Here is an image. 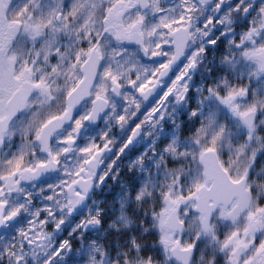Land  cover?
Listing matches in <instances>:
<instances>
[{
    "label": "clouds",
    "instance_id": "obj_1",
    "mask_svg": "<svg viewBox=\"0 0 264 264\" xmlns=\"http://www.w3.org/2000/svg\"><path fill=\"white\" fill-rule=\"evenodd\" d=\"M211 2L202 0L200 16ZM122 6L119 0H76L67 15L74 17L78 51L84 54L78 63L61 59L54 65L47 73L49 86L34 90L28 106L12 118L8 136L26 165L49 162L23 179L61 175L13 205L15 218L32 219L17 230L16 244L0 253V261L10 253L6 264H16L17 257L24 264L28 258L31 264H167L163 253L134 247L127 238L158 230L160 209L166 206L160 193L174 176L187 185L202 171L198 157L206 142L201 136L197 143L194 129L210 111L228 127L221 114L231 111L220 96L240 87L253 96L264 93V70L245 55L264 49L261 32L252 30L255 39L245 33L241 48L234 37L221 41L217 25L197 26L196 17L191 30L176 35L152 31L131 12L122 18L127 27L116 28L114 17ZM223 19L231 34L229 16ZM96 124L99 131L82 139L83 130ZM25 240L33 246L30 251Z\"/></svg>",
    "mask_w": 264,
    "mask_h": 264
},
{
    "label": "flooded vegetation",
    "instance_id": "obj_2",
    "mask_svg": "<svg viewBox=\"0 0 264 264\" xmlns=\"http://www.w3.org/2000/svg\"><path fill=\"white\" fill-rule=\"evenodd\" d=\"M81 2L83 3L84 0H81ZM75 3L76 0H0V117L3 118L2 120L7 117L10 107L15 105L14 107L17 108L18 112V107L23 109L25 105L28 106L29 97L34 94V90L43 91L49 86L51 82L47 77V73L51 72L52 67L59 64L61 59H63L64 64L78 63L80 56L84 54L78 51L81 45L77 44V33L74 31L75 24L73 23L74 17L67 15L68 12L72 11ZM119 3L123 5L119 8V11L116 12V9H113V12H116L114 17L116 28L127 27L123 25L122 18L131 12L138 14L139 19L144 18L140 19L141 25L147 23L152 31L162 30L173 35L191 30L194 17L198 18L197 26H202L208 17L219 19L228 15V23L233 31L231 34L221 36V41H225L228 38H235L236 35L243 37L245 33L249 35L250 39H255L251 33L244 29L245 24H248L250 28L254 26L257 19L254 15L255 9H253V15L250 17L243 11V8L249 4L264 5V0H243V3L241 0H223L222 10L217 8L218 0H212L211 3L203 5L204 16H200L202 0H189V3L198 9L194 12L186 10L184 0H119ZM237 5L240 6V11L235 10ZM160 8L163 11H160ZM165 23L170 27H165ZM260 23H264V20ZM177 24H179V27L176 26ZM217 29L221 31L222 27L217 25ZM141 30L143 31V28ZM218 32L216 31V35H218ZM257 32L260 33L259 30ZM84 46L86 47V44ZM252 53H255L253 57L258 62L264 60V51L261 49L254 50ZM82 87L83 83L77 85V88ZM49 91H51L50 88ZM21 92L23 94L17 100L15 97ZM69 99H71V96ZM221 119L226 120L228 125L221 152L219 155L214 152L203 153L200 157V165L202 163L201 158L204 155L214 154L222 169L223 162L231 156V153H229V141H231V137L229 138V135H231L229 124L237 119L227 109H224ZM11 121L12 119L7 125L10 130L13 127ZM237 122L239 123L238 120ZM98 131L99 124L96 126L90 125L83 130L81 138L91 137ZM37 154L39 155V153ZM19 155L16 142L10 141L9 136H6L3 143H0V202H2L0 203V209L2 218L6 220V229L3 234L17 232L19 228L27 224L28 220L32 219L27 217L25 223L21 221L24 219L23 216L8 220L7 214L13 210V205L23 203L27 199L28 192L35 193L39 187L54 183L61 175L58 172H47L38 180H25L23 179L25 175L33 173L29 170L32 167L31 164L26 165V161H24L17 170L15 165H8L7 163L8 160ZM206 161H209L208 156ZM67 162L71 163V160L69 159ZM58 167L60 166L58 165ZM262 169H264V164L256 169L258 175H253V184L264 180ZM200 174L201 172L197 171L195 178H199ZM64 177L67 178L66 172ZM33 184L36 185L35 188ZM206 186L211 187V185ZM21 189H24V191H21ZM256 192L258 196L264 197V186L257 188ZM50 193L51 189H49ZM252 199L251 195L250 201ZM39 200L40 197L37 196L34 203L39 202ZM165 205L167 206L160 209L162 228L171 211L177 212L178 219L184 218L187 220L190 217L193 219L192 215L182 216L183 212L192 211L186 203L183 207L179 204H169L170 206H168L165 203ZM239 220L240 223H243L242 216ZM225 221V233L235 229L236 223H231L229 219H225ZM188 229V226L185 227L183 239L186 237ZM149 231H151V235L146 232L145 239H138V233H133L127 238V242L131 244L134 241L145 245L147 251H155L157 255L163 253L165 258L164 247L159 242L161 238L151 229ZM157 233L160 234V232ZM164 233L171 234L166 231ZM202 234L198 243L208 241L207 237L210 234L205 235L203 238ZM140 235L142 236L143 233H140ZM176 235L181 237L179 233ZM152 245H155V247H152ZM246 250L245 246H237L235 251L239 254ZM222 255L223 253L217 245L199 244L197 254L193 258V264H213L214 258ZM259 264H264V256L261 257Z\"/></svg>",
    "mask_w": 264,
    "mask_h": 264
},
{
    "label": "snow or ice",
    "instance_id": "obj_3",
    "mask_svg": "<svg viewBox=\"0 0 264 264\" xmlns=\"http://www.w3.org/2000/svg\"><path fill=\"white\" fill-rule=\"evenodd\" d=\"M184 5L188 12L198 10L189 3V0H184ZM222 5L223 0H218L217 8L222 10ZM253 9H255L254 15L257 18L256 22L251 28L248 24H245L244 29L249 33H252V30H259L261 34H264V23H260V21L264 20V5H245L243 11L251 17L253 15ZM159 10L163 11L162 8ZM235 10L240 11V6L237 5ZM140 19L142 20L144 18ZM208 25L221 26L222 30L218 32V35H221V32L223 35L229 34L223 28L225 25L223 17L219 19L217 17H208L203 26ZM164 26L170 27L167 23ZM176 26L179 27V24ZM234 39L236 44L241 48L246 47V45L240 44L242 40L240 35H236ZM212 43H216V41L214 40ZM261 50L264 51V49ZM245 55L253 56L255 53H245ZM260 67L264 70V60L260 61ZM220 100L239 121V127L247 131L241 137L239 144L235 146H232L231 143L229 144L231 156L227 161L223 162L222 170L218 169L215 175L210 176L204 171L203 165L201 164V174L199 178L193 179V185L188 189L187 193L183 191V177L177 178L175 176L173 177L174 182L168 188L161 191L160 199L163 201H168L173 205L179 204L181 207L186 203L192 211L183 212L182 216L192 215V223L199 225L195 238L187 242L183 240L182 236L177 237L175 232H172L170 235L165 234L161 237L159 242L164 247L167 264H193V258L197 254L198 242L200 241L202 233H215L214 239L217 242L218 249L223 253L222 256L214 258L213 264H259L261 257L264 256V197L258 196L256 192L257 188L264 186V180L258 181L255 184L252 182L253 175H258L256 169L261 164H264V93H258L253 96L248 89L240 87L238 90H232L226 95H221ZM26 107L27 105L24 106V108ZM192 115L197 116L195 109H193ZM2 119L0 117V120ZM87 119H90V117ZM10 132L11 130L8 126L0 123V143H3V139ZM194 132L197 134V143L200 142L201 136L206 142L199 153V163L200 157L205 152L220 154L227 128L219 124L217 112L210 111L205 117V123L200 124L199 128H195ZM36 140L41 143L44 140L39 130L36 133ZM89 151L91 149H84V152ZM53 159L57 162L59 161L58 156L53 157ZM24 161L23 154H20L8 160L7 163L8 165H15L16 169L19 170L20 165ZM48 163V161L42 160L38 165L32 166L29 170L35 171L37 167L46 168L48 167ZM66 175H69V173H66ZM177 185L180 187L179 192L176 191ZM206 185L220 186L225 193L236 192L239 189L235 186L242 185L251 193L253 199L250 201L249 207L240 214L238 213L237 207H235L238 202L232 200L231 206H229L227 195L221 200L213 198L215 194H211L209 197L210 203H205L200 200L198 193H201V190ZM45 195H48V198L52 199V196L48 193H45ZM17 215V211H10L7 214V219H14ZM239 215H242L243 223H240L238 219ZM41 219H43V213H41ZM218 219H231L236 222L235 229L228 233L218 232L217 228L213 227L214 220ZM178 223L183 226L180 228V232L182 233L184 228L188 226V221L181 218ZM241 233L244 234L245 240L248 241L245 244L247 250L237 254L233 237H237ZM138 245V243H134L133 246L138 247ZM62 251L63 249L61 248L56 255L59 256ZM16 264H22L20 257L16 258ZM46 264H52L51 260L46 261Z\"/></svg>",
    "mask_w": 264,
    "mask_h": 264
},
{
    "label": "water",
    "instance_id": "obj_4",
    "mask_svg": "<svg viewBox=\"0 0 264 264\" xmlns=\"http://www.w3.org/2000/svg\"><path fill=\"white\" fill-rule=\"evenodd\" d=\"M22 94H23L22 92L17 94L15 98L18 100L22 96ZM14 106L9 108V110H8L9 112H8L7 117L4 120H2L0 123H3L5 126H7L9 124V121L17 113V108ZM21 109L22 108L18 107V112L21 111ZM96 125H92V126H96ZM207 156H208L209 161H206ZM201 162H202L201 164L203 165L204 171L207 172L210 176L215 175L217 173L218 169L222 170L218 161H217V158L214 154L204 155L201 158ZM225 175H227V174L225 173ZM235 187L238 188L239 190L236 192L225 193L223 191L222 187H220V186H212L211 185L210 188L205 186V188L201 190V193H198V197L200 198V200L204 201L205 203H210L209 197L211 194H215L213 198L221 199V200H223V198L227 195L229 205L231 204L232 200H236L238 202L237 206H236L238 213L242 214L244 212V210L249 207V203L251 200V194L242 185H237ZM241 216L242 215H239L238 219ZM0 219H3L1 209H0ZM178 221H179V219L177 217V212L171 211L169 213L166 221H165V224H164L165 230L169 233L175 232L176 234L179 233L181 236H183L185 234V228H184L183 232L181 233L180 228L183 226L179 225ZM229 221L231 223H236V222L232 221L231 219H229ZM4 228H5V224L0 225V231Z\"/></svg>",
    "mask_w": 264,
    "mask_h": 264
},
{
    "label": "rangeland",
    "instance_id": "obj_5",
    "mask_svg": "<svg viewBox=\"0 0 264 264\" xmlns=\"http://www.w3.org/2000/svg\"><path fill=\"white\" fill-rule=\"evenodd\" d=\"M183 110V109H182ZM229 126H230V133H231V135H229V138L231 137V141H229V144L231 143V145L232 146H235V145H237V144H239L240 142H241V137L246 133V131L247 130H245V129H242L241 127H239V123L237 122V120H235V121H232L230 124H229ZM229 153H230V151H229ZM195 178V175H193V177H192V180H191V182L189 183V184H184V187L183 188H187V189H184V192L185 193H187V191H188V189L190 188V187H192V185H193V179ZM177 187L180 189V187H179V185H177ZM165 203H167L168 204V206H170L169 204H171L170 202H168V201H165ZM172 205V204H171ZM170 208V207H169ZM184 219V218H183ZM186 220V219H185ZM23 223H25L26 222V219L24 218L23 220H21ZM186 221H188V231H187V235H186V237L183 239L185 242H187V241H190V240H193L194 238H195V235H196V228H197V230H198V227H199V225H197V224H194V223H192V221H193V219H191V217L190 218H188ZM225 221V219H218V220H214V224H213V227H216L217 225H222L223 224V222ZM160 224H161V226H162V223H161V221L159 220V224H158V226H159V230H160V233H161V235L159 236L160 238L163 236V235H165V233L163 232V230H162V228H161V226H160ZM162 231V232H161ZM155 232V231H154ZM29 235H31V233H29ZM215 235V233H213V234H210V236H214ZM243 235V233H241V234H239V236H237V237H233L234 239H233V243H234V245H235V250L237 249V246H245V244L246 243H248V241H246L245 240V236H242ZM204 236H202V238H203ZM23 245H24V248H26L27 250H31L32 249V245H30L29 243H28V241L27 240H25V241H23ZM161 245V244H160ZM61 254H63V253H61ZM20 255H23V252H21L20 253ZM57 258H59V257H57ZM29 259V264H31V259L30 258H28ZM44 259L45 260H47L48 258L47 257H44ZM22 264H24V261L22 260Z\"/></svg>",
    "mask_w": 264,
    "mask_h": 264
},
{
    "label": "trees",
    "instance_id": "obj_6",
    "mask_svg": "<svg viewBox=\"0 0 264 264\" xmlns=\"http://www.w3.org/2000/svg\"><path fill=\"white\" fill-rule=\"evenodd\" d=\"M184 189H187V188H183V191H184ZM179 191H180V189H179ZM158 203H159V201L157 202V204ZM164 204H165V202H164ZM159 220H160V218H159ZM156 227H157V229H159V226L158 225ZM234 227H236V226H234ZM216 228H217V231L218 232L225 233V230H226V221H224L222 225H217ZM16 235H17V232L10 233V234L4 235V236L1 235V237H0V253H5L6 252L5 245L8 248H12V246L16 244V240L14 239V237ZM214 236L207 237V240L208 241L206 243L204 241V242L198 243V245L199 244H202V245H210V246L217 245V242L215 241ZM13 251H15V249H13ZM7 255H10V253H8ZM7 255H5L3 261H0V264H6Z\"/></svg>",
    "mask_w": 264,
    "mask_h": 264
}]
</instances>
